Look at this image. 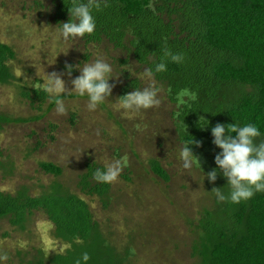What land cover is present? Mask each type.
<instances>
[{"label": "rangeland", "instance_id": "1", "mask_svg": "<svg viewBox=\"0 0 264 264\" xmlns=\"http://www.w3.org/2000/svg\"><path fill=\"white\" fill-rule=\"evenodd\" d=\"M49 3L0 0V40L17 55L11 61L17 79L0 83V113L25 119L44 114L41 119L0 126V190L16 193L26 187L31 195L39 196L61 185L88 201L118 248L134 244L137 255L128 258L127 264H191V222L210 202V193L207 173L198 166L184 169L179 158L182 143L173 116L176 103L154 78L160 88V105L141 110L131 119L123 116L117 110L119 97L135 90L134 80L139 87L150 83L143 78L147 66L106 42L59 38L60 26ZM97 56L112 65L110 83L114 87L95 111H88L87 96L75 93L63 97L67 108L63 115L49 99L42 111L23 95L24 90L42 88L41 83L53 72L71 89L72 79L80 74L76 66ZM67 65L76 71L69 74ZM123 156L128 166L111 183L108 195L90 196L81 191L80 177L89 162L106 166ZM156 158L168 169L169 181L153 173L150 161ZM43 162L59 165L62 174L45 172ZM29 218L26 229L13 225L9 218L0 220V264H30L39 250L53 254L67 247L54 238V225L43 213Z\"/></svg>", "mask_w": 264, "mask_h": 264}, {"label": "trees", "instance_id": "2", "mask_svg": "<svg viewBox=\"0 0 264 264\" xmlns=\"http://www.w3.org/2000/svg\"><path fill=\"white\" fill-rule=\"evenodd\" d=\"M49 1L48 7L61 27L70 18L71 0ZM105 2L106 7L102 4L100 11H94L96 30L82 37L87 44L109 43L147 68L159 62L165 47L184 55L182 64H169L168 71L156 74L155 79L175 103V93L180 88L188 87L198 93V100L182 110L179 120H174L177 139L181 143L193 139L189 147L199 157L204 173L217 168L214 157L221 149L212 143L211 135V127L217 123H256L262 133L257 143L264 139V0ZM16 56L14 48L0 40V83L17 79L11 65ZM132 86L139 88V81L134 80ZM23 95L44 111L49 97L42 88L24 90ZM43 117L44 114L14 118L0 113V126ZM201 117L209 124L201 126L205 123ZM195 141L201 142L200 146ZM150 163L155 175L165 181L171 179L160 160L151 159ZM104 166L94 161L88 163L79 182L84 194H109L112 184L99 183L93 175L97 167ZM41 167L54 175L63 172L53 162H43ZM206 180L210 202L191 222V264H264V192L239 204L217 202L212 189L221 188L227 195V178L217 168V180ZM52 188L39 196L31 195L26 187L16 193L0 190V220L9 218L13 225L26 229L29 217L41 212L54 225V238L67 244L59 253L39 250L30 264H85V252L90 257L86 264H127L128 258L137 255L132 242L118 248L103 231L84 197L61 185ZM104 204L107 205L105 200Z\"/></svg>", "mask_w": 264, "mask_h": 264}, {"label": "clouds", "instance_id": "3", "mask_svg": "<svg viewBox=\"0 0 264 264\" xmlns=\"http://www.w3.org/2000/svg\"><path fill=\"white\" fill-rule=\"evenodd\" d=\"M102 4L104 7L107 6L105 0H86V2L85 0H71L70 18L61 24L59 38L67 41L69 38L93 34L97 26L94 11H100ZM183 62L182 53L173 52L165 47L159 62L143 72V78H147L150 83L120 96L117 110H122V115L131 119L141 110L158 107L161 103L158 95L160 88L155 83V75L167 72L169 64L179 65ZM66 67L71 74L72 66L67 65ZM76 67L80 74L72 79L71 89L66 88L64 79L55 72L49 74L47 79L41 83L42 90L48 94L49 102L54 103L55 111L60 115L67 112L63 99L65 95L75 93L80 97L87 96L88 111H95L112 94L114 84L110 83V80L114 77L113 68L106 59L97 56L92 62ZM175 100L178 110L174 118L179 120L182 110L198 100V93L188 87H183L175 93ZM201 118L205 121V123H200L201 126L209 124L208 120ZM233 133L235 135H232ZM211 135L212 143L221 149L214 157L215 165L227 178V184L230 187L227 195L221 191V188L212 189L217 202L230 201L239 204L251 199L258 192H264V139L257 143L262 135L260 127L252 122L242 124L236 121L227 125L217 123L211 127ZM192 143H194L192 138L184 140L179 153L183 168L186 170L195 166L201 168L199 157L194 155L189 147ZM195 143L200 146L201 142L195 141ZM127 166L126 156L117 158L104 167H97L93 174L94 179L102 184L112 183ZM217 168L206 174L210 182L214 183L217 180ZM89 259L88 253H83L82 260L85 264ZM77 264H80V261H77Z\"/></svg>", "mask_w": 264, "mask_h": 264}]
</instances>
